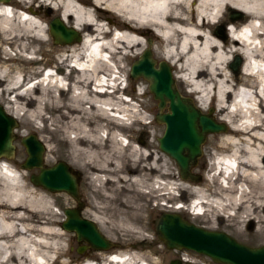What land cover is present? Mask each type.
Returning <instances> with one entry per match:
<instances>
[{
  "label": "bare ground",
  "instance_id": "6f19581e",
  "mask_svg": "<svg viewBox=\"0 0 264 264\" xmlns=\"http://www.w3.org/2000/svg\"><path fill=\"white\" fill-rule=\"evenodd\" d=\"M161 3L162 0H0V101L7 104L3 108L22 121L24 130L25 119L38 118L42 122L36 127L38 131H47L49 121L52 130L71 132V136L63 138L69 146L67 157L87 174L104 199L114 202L118 195L124 196L118 203L121 218L114 220L113 228L118 233H132L144 209L138 202L143 193L141 186L150 185L152 196L157 189L161 191L158 195H164L183 188L176 182L161 183L155 173L158 156L131 134H127L126 143H121L118 132L148 117L139 104L137 107L125 100L127 97L122 99L119 91L104 90L120 83L126 76L123 57L135 56L147 45L148 34H153L158 56L175 67L173 78L195 93V105L202 110L208 98L214 100L212 117L226 123V130L213 137L210 144L224 152L213 158L212 171L205 175L206 194L196 195L188 211H201L207 216L226 214L239 221L253 218L262 231L264 0H229L223 4L221 0H168L160 7ZM43 8L56 12L65 25L80 34L77 42L54 50L61 63L71 62L63 76L69 80L65 89L63 77L51 67L40 80L23 86L30 80L28 70L15 63L37 64L42 60L25 57L24 53L37 52L49 38L48 23L40 14ZM225 11L230 13L228 19H223ZM116 58L120 63L114 69ZM235 58L239 62L231 67ZM103 115H120L117 118L123 124L116 125L112 118L102 124ZM99 131L105 132L104 136ZM14 150L15 145L13 154ZM55 150V146L46 145L47 162L55 159ZM100 174L105 177L102 179ZM103 183L109 188L104 189ZM33 185L23 181L22 173L18 174L12 163L0 159V264H47L51 258L55 264H67L61 259L65 255L61 245L64 229L52 227L54 220L44 217L48 197ZM92 205L99 212L106 207ZM173 207L178 210L182 205ZM91 221L100 222L104 228L107 222L97 213ZM95 250L93 254L101 258L102 264H149L137 250L109 255Z\"/></svg>",
  "mask_w": 264,
  "mask_h": 264
},
{
  "label": "rangeland",
  "instance_id": "374dc122",
  "mask_svg": "<svg viewBox=\"0 0 264 264\" xmlns=\"http://www.w3.org/2000/svg\"><path fill=\"white\" fill-rule=\"evenodd\" d=\"M40 14L44 16V19L47 23L50 21V19L53 16L57 15L56 12L52 13L51 11H47L46 8H43ZM229 14H230L229 12L225 11V15L223 16V19H228L227 16ZM112 20L114 19L112 18ZM47 34H48L47 36L49 37L48 40L46 41V43H44L41 46L40 50L37 51L38 53L41 51L40 56L42 60L39 63L20 64L19 62H15L16 66L19 65L28 70L27 74L29 78H31L36 73H40L39 69L41 68L40 67L41 64L49 67L55 66L59 71L63 70L62 66L58 63V61L61 60H59L56 57V52L54 51L59 47V45L62 44L52 42L51 36L48 33V28H47ZM147 38L151 40L149 43V47L151 50L152 57H154L156 60L161 59L158 56V53L155 48L157 44L156 37L153 34L149 33L146 39ZM77 41H72V42L75 43ZM146 44H147L146 46H148V43ZM144 47L140 48V50L135 56L125 55L123 57V64L126 71V76H125L127 82L126 92L130 96H132L133 99L135 100V102L131 101L129 103H132L137 107L139 104V107L142 108L143 110L142 112H144V114L148 118L145 119V122L143 123L140 122L134 124L132 127H126L125 132L128 135L131 134L135 139V141H137L141 146L143 145L147 149L152 150L153 153L156 156H158V161H157L158 167L156 168L155 173L159 175V180L161 181V183L176 182V183H180L183 186V188L181 187L180 189L179 188L173 189L170 193L164 195H158V192L160 191H158L157 189L156 195L152 196L150 185L141 186L140 190L143 193L140 195V200H138V202L142 204V207L144 209L141 210L142 217L140 216V218L135 222L136 231L132 233L130 232L118 233L116 229H114L116 227L114 224V220L117 218H121L119 212L122 211V208L118 205V203L119 201H121V199H124V196L120 194L117 196L118 199L116 201L114 202L107 201L101 196L100 192L92 185V183L88 181L87 174L82 169H79L78 167L74 166L71 163V161L66 155L67 151L69 150V146L63 139L67 134L71 136L72 135L71 132H68L67 134L66 133L63 134L62 131L52 130L53 125L49 121L46 124L47 131H38L36 127L42 124V122L38 118H36L37 120L34 119L30 121L25 119L24 122L27 129L24 130V127H22V121L15 117V119L17 120V125L14 126L12 129L13 133L15 134V137L12 139L13 146L15 145L13 157H11L10 159L0 157V159L8 160L10 163H12L15 166V169L18 171V174L22 173L23 181L28 183L29 185H33L28 177L31 172H36L37 168L32 167L30 169L23 170V168L19 166V162L23 159L25 155L24 148L19 141V137L29 132H32L43 143L42 165H50L56 160H63L73 169L78 171L80 175V179L78 182V192L80 195V199L83 203L79 209V214L90 220L92 219V217H94V215H96V213L101 215L103 218H106L107 222L105 224V228L102 226L100 222L97 221L96 222L93 221V222L98 228V230L107 239L116 242L118 245V246H111L107 249H101L107 252L106 255H109L110 253L124 254L130 250H137L140 254L143 255V257L150 260L152 264H168L169 260L173 258H179V259L181 258L182 260L180 264H221L214 262L207 256L200 253H196L192 250L166 248L162 243V241L158 238L156 231V223L160 218L161 214L165 211L177 212L182 217L186 218L187 220L193 222L196 225H201L209 229H219L226 231L227 233L235 237L237 240L244 242L246 244H250V245L264 244V230L261 231L257 228L258 223L253 218L243 217L244 220L241 219L239 221L236 218H232L230 216L226 217V214L224 216L222 215L218 216L215 213L209 216L205 215L204 213L201 215H196L188 212L185 208H178L177 210L172 206L173 199L180 198L182 201L186 202L188 201L189 197L193 195L195 197L196 195L206 194L208 181L206 180L205 175L212 171L211 170L212 158H214L218 153H222L224 151V150L217 151L214 148H212L210 144L212 142L213 137L214 138L218 137L216 135L221 134V132L224 131H219L220 133L219 132L207 133L205 136V139L202 143L201 156L198 159L197 166L193 168L194 171L201 173V178L196 182L190 181L188 179L180 178V176L178 175L177 167L173 159H171L168 155H166L164 152L159 150L157 146L156 137L162 133L163 123L157 122L154 119V114L156 112V99L152 97L151 93L147 89L146 80H144L141 77L132 78L128 74L131 61L142 51V49H144ZM9 52L12 53L13 51L11 50ZM10 65H14V63L10 62ZM171 67H172V72L174 73L175 67L172 65ZM228 68H230V65L228 66ZM174 80L176 87L182 94L188 95L192 98L195 96V93L187 91L188 89L187 85L183 83L180 79H176L174 77ZM61 91L63 92V90ZM54 93L58 94V91L54 90ZM64 94L68 96L69 92L66 91L64 92ZM0 104L2 106L7 105L3 101L2 102L0 101ZM210 106L212 107L211 110V114H212L214 113L215 110L214 100L209 99L207 106L201 109L202 111L205 112ZM163 110H165V108H163ZM218 115L220 114L218 113ZM48 138L50 139L49 141H47ZM46 145H53L55 146L56 149L55 159H52V161L50 160L48 162L46 161V154H47ZM88 175L91 176L94 174L89 173ZM100 177L103 179L105 176L103 174L101 176L100 174ZM103 185L105 186L103 187L104 189L109 188L107 184L103 183ZM33 186H36L38 189L42 190L45 193V195L48 197V205H49L47 207L48 212L44 214V217L49 220H54L52 227L59 229L61 231L60 228L62 227L60 225V221L64 217L62 209L66 206L69 207L74 206L75 205L74 199L69 195H67V193L65 192H61V191L50 192L46 189L41 188L38 185H33ZM157 187L158 185H156V188ZM212 187L213 189H216L217 185L213 183ZM193 188H195L197 191L193 192L192 191ZM172 193L173 194L176 193L178 196L173 195ZM134 194L136 195V192H134ZM163 199H166L165 200L167 201L166 204L162 203ZM93 203L97 205H104L106 207H104L101 210V212H99L93 208L92 205ZM260 215L264 217V210L260 211ZM260 224L263 225V223ZM63 231L65 232V235H64V240H62L61 242V245L63 250L65 251L64 252L65 255L61 259H65L67 264H75L80 260H82V258L85 256L87 258L96 256L93 254L96 251L95 248H85L81 253H78L76 251L77 245L82 244L84 242L77 241L72 231H67V230H63ZM130 243H134V245L136 246L131 247Z\"/></svg>",
  "mask_w": 264,
  "mask_h": 264
},
{
  "label": "water",
  "instance_id": "95a60500",
  "mask_svg": "<svg viewBox=\"0 0 264 264\" xmlns=\"http://www.w3.org/2000/svg\"><path fill=\"white\" fill-rule=\"evenodd\" d=\"M48 32L53 43H70L80 39L79 32L65 25L58 16L50 19ZM238 62L239 58L232 60L231 67ZM128 74L132 78L146 80L147 89L156 99L154 119L163 123L162 133L156 137L159 150L173 159L180 178L198 181L201 173L193 168L201 156L205 136L225 131L226 124L212 117L211 106L204 112L195 105L192 97L178 90L171 65L164 59L152 57L149 45L133 58ZM16 125L15 117L0 104V157L10 159L13 156L12 139L15 134L12 129ZM19 141L25 152L19 166L23 169L37 168L36 172L29 174L30 182L50 192H65L74 199V206L62 209L64 217L60 225L67 231H73L77 241L84 242L77 245L76 251L81 253L85 248L117 246L98 230L94 222L79 214L83 203L78 192V171L63 160L42 165L43 144L34 133L20 136ZM156 231L166 248L192 250L221 264H264V244H246L226 231L196 225L177 212H163L156 223ZM180 263L179 258H173L168 264Z\"/></svg>",
  "mask_w": 264,
  "mask_h": 264
},
{
  "label": "clouds",
  "instance_id": "9594fccd",
  "mask_svg": "<svg viewBox=\"0 0 264 264\" xmlns=\"http://www.w3.org/2000/svg\"><path fill=\"white\" fill-rule=\"evenodd\" d=\"M173 2H179V0H173ZM227 2H229V0H221L222 4L227 3ZM166 3H168V0H162L160 7H163V4H166Z\"/></svg>",
  "mask_w": 264,
  "mask_h": 264
},
{
  "label": "flooded vegetation",
  "instance_id": "af4514ba",
  "mask_svg": "<svg viewBox=\"0 0 264 264\" xmlns=\"http://www.w3.org/2000/svg\"><path fill=\"white\" fill-rule=\"evenodd\" d=\"M132 245H134V244H132Z\"/></svg>",
  "mask_w": 264,
  "mask_h": 264
}]
</instances>
